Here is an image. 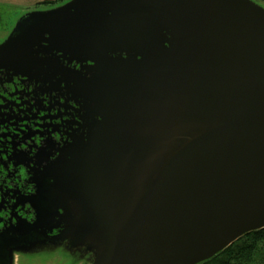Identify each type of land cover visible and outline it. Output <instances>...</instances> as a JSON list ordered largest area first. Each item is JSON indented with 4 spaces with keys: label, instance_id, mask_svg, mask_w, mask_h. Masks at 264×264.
Masks as SVG:
<instances>
[{
    "label": "water",
    "instance_id": "obj_1",
    "mask_svg": "<svg viewBox=\"0 0 264 264\" xmlns=\"http://www.w3.org/2000/svg\"><path fill=\"white\" fill-rule=\"evenodd\" d=\"M27 72L84 101L72 141L35 154L43 234L60 228L92 264H200L264 229V9L252 0L33 11L0 44V83Z\"/></svg>",
    "mask_w": 264,
    "mask_h": 264
},
{
    "label": "flooded vegetation",
    "instance_id": "obj_2",
    "mask_svg": "<svg viewBox=\"0 0 264 264\" xmlns=\"http://www.w3.org/2000/svg\"><path fill=\"white\" fill-rule=\"evenodd\" d=\"M29 73L0 83V264H13L16 253L41 243L71 245L70 237L59 239L60 228L43 234L35 227L40 207V162L35 154L44 144L72 141L73 133L83 127L79 110L84 101L52 84L31 81Z\"/></svg>",
    "mask_w": 264,
    "mask_h": 264
},
{
    "label": "rangeland",
    "instance_id": "obj_3",
    "mask_svg": "<svg viewBox=\"0 0 264 264\" xmlns=\"http://www.w3.org/2000/svg\"><path fill=\"white\" fill-rule=\"evenodd\" d=\"M264 9V2L252 0ZM0 44L3 43L13 25L19 19L15 14H8L0 8ZM22 16V15H21ZM93 253L87 252L85 247L75 248L67 242L41 243L26 253H16L13 264H92Z\"/></svg>",
    "mask_w": 264,
    "mask_h": 264
},
{
    "label": "trees",
    "instance_id": "obj_4",
    "mask_svg": "<svg viewBox=\"0 0 264 264\" xmlns=\"http://www.w3.org/2000/svg\"><path fill=\"white\" fill-rule=\"evenodd\" d=\"M67 1L54 0L43 5L54 7ZM200 264H264V229L246 234L212 259Z\"/></svg>",
    "mask_w": 264,
    "mask_h": 264
},
{
    "label": "crops",
    "instance_id": "obj_5",
    "mask_svg": "<svg viewBox=\"0 0 264 264\" xmlns=\"http://www.w3.org/2000/svg\"><path fill=\"white\" fill-rule=\"evenodd\" d=\"M50 1L54 0H0V8L6 10L7 15L15 14L17 19L33 11L47 10L49 7L43 4ZM0 17L3 18V14L0 13Z\"/></svg>",
    "mask_w": 264,
    "mask_h": 264
}]
</instances>
